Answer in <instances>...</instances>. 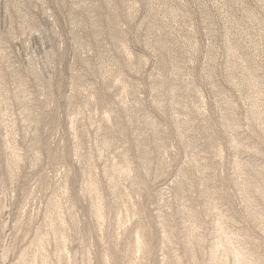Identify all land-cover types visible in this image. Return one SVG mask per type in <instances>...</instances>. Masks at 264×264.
<instances>
[{
    "label": "rangeland",
    "instance_id": "374dc122",
    "mask_svg": "<svg viewBox=\"0 0 264 264\" xmlns=\"http://www.w3.org/2000/svg\"><path fill=\"white\" fill-rule=\"evenodd\" d=\"M0 264H264V0H0Z\"/></svg>",
    "mask_w": 264,
    "mask_h": 264
}]
</instances>
